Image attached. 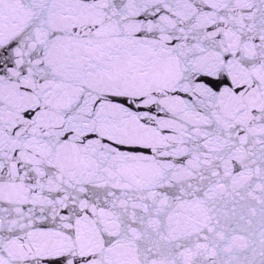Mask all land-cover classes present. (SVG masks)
<instances>
[{
  "label": "snow or ice",
  "instance_id": "snow-or-ice-1",
  "mask_svg": "<svg viewBox=\"0 0 264 264\" xmlns=\"http://www.w3.org/2000/svg\"><path fill=\"white\" fill-rule=\"evenodd\" d=\"M0 264H264V0H0Z\"/></svg>",
  "mask_w": 264,
  "mask_h": 264
}]
</instances>
